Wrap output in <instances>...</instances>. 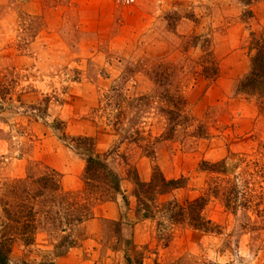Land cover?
<instances>
[{
	"label": "rangeland",
	"instance_id": "1",
	"mask_svg": "<svg viewBox=\"0 0 264 264\" xmlns=\"http://www.w3.org/2000/svg\"><path fill=\"white\" fill-rule=\"evenodd\" d=\"M254 35L264 36V0H0L1 193L54 171L58 201L67 196L90 213L72 243L61 239L67 230L43 223L32 244L14 243L11 262L264 264V95L237 89ZM206 66L216 67L215 79ZM165 90L189 119L170 135ZM58 121L67 136L94 139L126 195L128 172L147 181L155 166L184 186L158 197L153 217L136 212L131 196L126 210L120 195L88 194L85 160L52 128ZM227 179L238 184L233 210L223 205ZM204 195L203 217L220 233L168 219L165 202Z\"/></svg>",
	"mask_w": 264,
	"mask_h": 264
},
{
	"label": "trees",
	"instance_id": "2",
	"mask_svg": "<svg viewBox=\"0 0 264 264\" xmlns=\"http://www.w3.org/2000/svg\"><path fill=\"white\" fill-rule=\"evenodd\" d=\"M250 2L251 0H245ZM250 57L249 71L238 80L237 89L247 94L264 95V36L254 35ZM203 75L212 80L217 77L216 67H203ZM152 79L159 81V86L168 85L170 77L162 72H150ZM154 75L156 77H154ZM8 89V88H7ZM3 81H0V95L3 96ZM161 96L166 104L165 109H161L168 120L167 134L175 131L178 124L189 121L182 99L178 95L165 90ZM52 128L62 133V139L77 154L85 160L82 181L90 195H97L107 200H115L119 195L125 209L129 210L130 196L135 199V211L144 210V217H153L159 206L158 197L171 189L184 186L182 181L177 179H166L161 171L155 166L151 176L147 181L141 180L138 173L129 171L132 188L128 195L122 190V178L112 170L106 163V153H99L95 149L94 139L91 137L67 136L62 129V122L58 121ZM194 135V134H193ZM199 135V134H196ZM202 169L215 173L216 165L204 162ZM213 183L208 191L217 196L220 189L216 177H212ZM219 182V181H218ZM229 186L224 191L223 205L228 209H234L238 198V184L227 179ZM59 183L54 171H46L44 174L35 176L27 175L19 178L7 187L6 194L2 195L0 189V264H17L10 260V253L14 243L20 241L24 245L34 242L38 228L44 223L51 226L52 230L64 231L62 241L74 242L72 236L77 225L89 219V209L85 205L71 201L67 196H61L59 201L57 191ZM233 197L234 205H230V197ZM208 204L207 197L201 196L194 200H183L179 202L172 200L165 202L164 209L168 219L172 223L188 224L193 228L202 227L204 231L220 233V227L203 217V210ZM243 204V203H242ZM162 205V206H163ZM129 261V258H127ZM141 264L140 260L128 262V264ZM52 264V263H45ZM211 264V263H210Z\"/></svg>",
	"mask_w": 264,
	"mask_h": 264
},
{
	"label": "built area",
	"instance_id": "3",
	"mask_svg": "<svg viewBox=\"0 0 264 264\" xmlns=\"http://www.w3.org/2000/svg\"><path fill=\"white\" fill-rule=\"evenodd\" d=\"M118 3H121V4H125V5H128V4H131L132 2H134V0H114Z\"/></svg>",
	"mask_w": 264,
	"mask_h": 264
}]
</instances>
